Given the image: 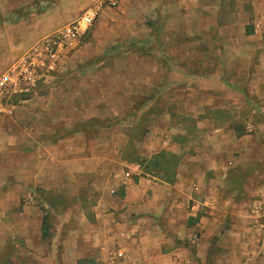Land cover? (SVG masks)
I'll use <instances>...</instances> for the list:
<instances>
[{
  "label": "rangeland",
  "instance_id": "1",
  "mask_svg": "<svg viewBox=\"0 0 264 264\" xmlns=\"http://www.w3.org/2000/svg\"><path fill=\"white\" fill-rule=\"evenodd\" d=\"M17 1L0 2V34L3 22L27 20L53 2L10 7ZM215 2L190 1L180 10L177 0H120L104 8L54 75L9 97L0 112V264H105L85 241L97 228L95 208L104 201L108 214L105 205L128 185L175 181L178 159L161 152L159 130L190 155L203 145L205 161L213 151L221 166L234 167L227 176L234 205L221 190L217 208L196 207L189 191L169 210L185 220L188 258L264 264V27L257 13L238 14L240 3L234 11ZM40 40L0 64V74ZM232 50L236 60L227 61ZM148 71L161 88L145 91ZM216 135H228L233 146L217 147ZM208 188L195 198L208 197ZM25 231L28 240L18 234Z\"/></svg>",
  "mask_w": 264,
  "mask_h": 264
},
{
  "label": "crops",
  "instance_id": "2",
  "mask_svg": "<svg viewBox=\"0 0 264 264\" xmlns=\"http://www.w3.org/2000/svg\"><path fill=\"white\" fill-rule=\"evenodd\" d=\"M5 1L6 0H0V2L4 3L2 6L7 8L8 4H5ZM190 1L195 2L192 6H204L201 0H177V3L180 5L178 8H180V10L188 8V2ZM216 1V7L214 8H223L228 3V5L233 7L234 11L235 6L240 3L241 7H245L240 8L237 13H257L260 17L262 27H264V0ZM243 1L246 2V4H244ZM29 2V0H19L13 2L10 7L17 6V8L21 9ZM92 2L93 0H53L48 10L34 14L27 20L14 23L9 21L3 22L5 26L2 28L4 32L0 34V64L10 62L11 58L19 56L29 45L38 39H42L48 33L56 31L64 26ZM179 2L181 4L183 2L186 4L187 2V5L181 6ZM150 6L149 9L152 8V5ZM212 6L214 5L212 4ZM154 8H156V6H154L153 3V9ZM5 10L3 12H5ZM5 23H7V25ZM228 42H230L229 45L232 47L237 44V41L233 38L228 40ZM234 56L235 53H233L232 50V54H230L227 61L236 60ZM247 76L248 75H246V77ZM143 86L145 91L148 92L153 88H161L162 84H155L154 75L150 74L148 71L147 74H145ZM162 95H164V92ZM260 103L263 105L262 107H264V102ZM157 108L160 109L163 107L157 105ZM204 126L206 125L201 126V128H204ZM219 131L221 130H216V132ZM160 132L164 134L161 135V139L159 140L160 143H162V145H159L161 146L160 148H162L161 152H165L178 159L174 168L176 169L175 181H160L159 184L156 183L155 178H153L151 181L148 180L137 185H128L125 187L123 196L115 200V202L105 205L109 209L111 208L108 214L102 213L104 208L101 205H104V201L99 204L100 208H95L94 220L97 228L92 230V227L91 232L84 237L85 241L89 242L91 247L95 246L94 248L100 251L102 257H104L105 264H196L194 258L192 260L188 258L189 254L187 253V249L183 246L184 240L188 234L185 220L183 216L179 219L173 218V215L169 216V210L176 205H180L175 203L178 200L177 198H179V200L181 199V193L189 198L190 196L187 193L189 191H193V200L196 207L204 208L207 203L211 208L216 207V202L221 199L222 191L226 195V204L234 205L232 187L230 185L232 183L228 181L227 177L229 175L228 172L231 174V170H234V167L230 166L232 164L228 163L225 167L221 166V162L217 161L218 158H216L213 151H209V149H207V151H209L210 156L204 154L206 157L205 161L203 157H201V150L204 148L203 145L196 147L194 150L192 149L193 152L190 155L185 150L187 149L185 146H181V144H170V133H168V131L159 130L158 133ZM77 133L79 132L75 134ZM87 133H90V131H87ZM85 135H82L84 136L83 138H85ZM229 137L231 136L229 135ZM207 138V140L206 138L204 139L206 143L207 141L210 142V134L207 135ZM215 138L220 143L217 147L223 146L230 148V146H233V141L228 139V135H216ZM201 142L203 144V139ZM216 151H218V149ZM87 162L89 163V161ZM97 169H99V165H97ZM222 170H224V177L221 175ZM20 173L25 175L26 171L21 168L19 170V174ZM209 173L211 175L213 173L215 178L213 177L207 181L206 176ZM128 176L129 175L126 174V177ZM34 180L37 182L36 177ZM222 180L228 182V185H225V182L222 184ZM209 186L208 197H205L203 200L195 198V195L198 194L197 191L201 193L200 191ZM143 190L149 192V196H146V198H143L145 195V191ZM203 201H205V203ZM230 213H233L232 209H230ZM209 214L213 215L212 212ZM198 218L197 216L195 217V223L199 221ZM40 219L42 223L43 217ZM199 219L203 222L201 218ZM34 220H36V218H34ZM215 221L217 220L214 219V217H210L211 223ZM196 225L199 226L198 224ZM20 233V236H23L27 240L30 239L28 236L31 235L28 234L27 231L18 232V234ZM194 239L196 241V236ZM192 243L194 244V240Z\"/></svg>",
  "mask_w": 264,
  "mask_h": 264
},
{
  "label": "built area",
  "instance_id": "3",
  "mask_svg": "<svg viewBox=\"0 0 264 264\" xmlns=\"http://www.w3.org/2000/svg\"><path fill=\"white\" fill-rule=\"evenodd\" d=\"M120 0H98L74 22L44 36L27 53L0 74V112L7 108L9 97L24 95L46 76L56 73L58 62L75 51L79 38L100 13L115 9Z\"/></svg>",
  "mask_w": 264,
  "mask_h": 264
},
{
  "label": "trees",
  "instance_id": "4",
  "mask_svg": "<svg viewBox=\"0 0 264 264\" xmlns=\"http://www.w3.org/2000/svg\"><path fill=\"white\" fill-rule=\"evenodd\" d=\"M45 221V218H43V221L42 222H44ZM80 264V263H79Z\"/></svg>",
  "mask_w": 264,
  "mask_h": 264
}]
</instances>
